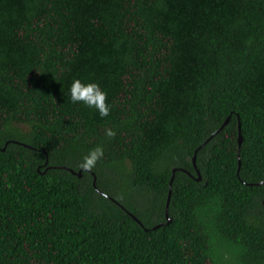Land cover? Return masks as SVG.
<instances>
[{
	"label": "trees",
	"instance_id": "16d2710c",
	"mask_svg": "<svg viewBox=\"0 0 264 264\" xmlns=\"http://www.w3.org/2000/svg\"><path fill=\"white\" fill-rule=\"evenodd\" d=\"M263 200L264 0H0V264H264Z\"/></svg>",
	"mask_w": 264,
	"mask_h": 264
},
{
	"label": "clouds",
	"instance_id": "9594fccd",
	"mask_svg": "<svg viewBox=\"0 0 264 264\" xmlns=\"http://www.w3.org/2000/svg\"><path fill=\"white\" fill-rule=\"evenodd\" d=\"M70 99L73 103H83L89 108L96 109L101 117H106L110 114L111 108L108 103V93L98 82H84L79 78H75L70 86ZM104 132L110 138L116 135V132L110 127L104 129ZM103 157L104 149L98 145L89 150L83 157L79 167L84 172H91Z\"/></svg>",
	"mask_w": 264,
	"mask_h": 264
},
{
	"label": "water",
	"instance_id": "95a60500",
	"mask_svg": "<svg viewBox=\"0 0 264 264\" xmlns=\"http://www.w3.org/2000/svg\"><path fill=\"white\" fill-rule=\"evenodd\" d=\"M229 120V115L224 119V121L222 122V124L220 125V127L214 131L213 134H215L218 130H220ZM239 122H238V131H239ZM213 134L211 136H213ZM241 142V137L240 135L238 136V143L240 144ZM202 146L199 145L195 150H194V155L192 157V164H193V167H194V170H195V173L197 175L196 177V180H200L201 179V174L199 172V170L196 168V165H195V154L197 152V150ZM183 171L187 172L186 170L182 169ZM73 172V171H72ZM174 172H175V168L172 169V174H171V177L169 179V189H168V194H167V198H166V203H165V217H166V221L168 222L170 220L169 216H168V203H169V198H170V193H171V182H172V179H173V176H174ZM80 174V173H79ZM93 186H95V178H93ZM263 203H264V200H263ZM129 215L137 222L139 223L140 225L141 222L134 216L132 215L131 213H129ZM158 225L154 226L153 228H156Z\"/></svg>",
	"mask_w": 264,
	"mask_h": 264
}]
</instances>
